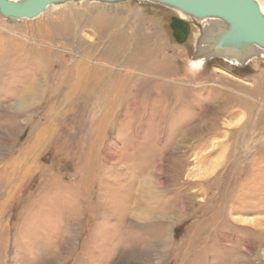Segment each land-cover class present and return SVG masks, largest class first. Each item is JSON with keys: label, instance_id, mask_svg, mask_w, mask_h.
Masks as SVG:
<instances>
[{"label": "rangeland", "instance_id": "obj_1", "mask_svg": "<svg viewBox=\"0 0 264 264\" xmlns=\"http://www.w3.org/2000/svg\"><path fill=\"white\" fill-rule=\"evenodd\" d=\"M111 9L77 3L32 21L0 17V47L8 54L0 78V170L19 174L0 181V264H264V55L196 69L205 23L189 21L188 40L179 44L170 27L176 11L139 0ZM99 12L122 13L120 23L108 32L87 26ZM64 18L86 51L107 46L115 30L132 46L136 31L148 40L157 57L148 69L158 62L167 67L157 92L163 84L191 94L171 111L162 135L156 137L157 118L147 124L150 131L122 122L109 131L105 148L88 155L98 135L97 96L59 88V73L77 70L73 47L65 53L52 28ZM46 32L61 57L54 55L38 75L36 46ZM130 54L133 60L125 52L112 70L125 72L146 53ZM33 83L41 87L36 98ZM160 106L155 100L151 115ZM40 126L48 133L29 159L35 168L19 171L13 161Z\"/></svg>", "mask_w": 264, "mask_h": 264}, {"label": "bare ground", "instance_id": "obj_2", "mask_svg": "<svg viewBox=\"0 0 264 264\" xmlns=\"http://www.w3.org/2000/svg\"><path fill=\"white\" fill-rule=\"evenodd\" d=\"M15 2H19L21 0H12ZM130 1V0H127ZM101 3L97 1H67L64 4H57L48 7L42 14L33 19H7L2 17L8 21H28L34 20L39 17H42L49 9L53 7L64 6L65 5H73L75 6L77 3L87 4H99L105 8H114L120 7V5L126 3ZM143 1L144 0H139ZM264 13V2L261 0H256ZM157 4V3H152ZM159 5V4H157ZM162 6V5H160ZM164 7V6H163ZM111 9V10H114ZM118 9V8H117ZM176 11L175 9H171ZM178 16L175 18H181L183 21L189 24V21L194 20L198 22H203L206 24V30L211 31V34L217 33L221 30V24L217 20L212 19H193L192 17L186 16L178 11H176ZM122 13H103L99 12L97 14L92 15L87 21L86 25L91 27L98 26L102 32H108L120 23V17ZM71 23V22H70ZM68 20L65 18L59 25H52L53 30L55 31V35L57 36V41L62 43L61 48H64V52L73 53L74 59H76L77 70H75V74L68 73L58 75V84L59 88H75L82 89L85 88L86 95L88 96L92 93H96L97 98L93 99V113L97 115V126H98V135L94 137V140L91 144H89L88 155L96 153V150L103 145L105 148L108 145L109 139L111 138L109 135L110 130L116 129L118 126H121L122 122L132 121L136 123V131H142L145 127L146 131H150V126L147 124L153 120L154 118L158 119L155 128L159 129V137L166 130L165 126L169 122V115L171 111L175 110L176 107L181 106L183 102L190 100V96L186 94L185 91L175 89L171 92L168 87L164 88L163 84L160 86L163 88L161 93L157 92L156 86L159 82L164 81L166 77V66L162 62H158L156 66H152L151 71L148 69V60L154 61L155 53L149 51L146 46L148 44V40L142 35L140 31H136L138 35V43L136 46H132L129 43L128 35L123 33L121 30H115L110 35V40L107 46H89L88 51L85 49V41L83 39H76V31L78 29L73 28V24H70ZM190 32H191V24ZM54 35V33H53ZM190 35V34H189ZM201 36V33H200ZM199 36V38H200ZM189 37V36H188ZM53 36L51 32H46L41 35L39 44L36 46V54L39 57L38 64V75L40 74L41 67L49 66L53 62L54 55L57 54V57H61V53L57 51L55 53V45L53 44ZM198 38V40H199ZM188 40V38H187ZM198 43V41H197ZM73 47V51L71 49H67L65 46ZM211 42H205L201 46V50L197 52L198 56L202 53H207L210 51ZM0 50V78L5 70V65H7V57L5 46L1 45ZM136 49V54L138 55V51H142L144 49L145 56L142 59H138V62L135 64V67H129L125 72L121 70H112V68L116 67L118 63H120L121 58H124L123 55L125 52V58L127 61L133 60V55L130 52ZM5 50V51H4ZM5 52V53H4ZM128 52V53H127ZM3 53V54H1ZM151 54V55H150ZM89 55V57H88ZM123 55V56H122ZM260 55H264V50L256 48L255 50H249V52L244 53L243 55H238L233 52H227L225 56V61L231 62L236 66L244 65L250 58L259 57ZM193 66L196 69H201L207 61L200 56L197 57L193 62ZM129 64V63H128ZM64 66V65H63ZM36 69V70H37ZM141 69V73L139 71ZM138 70V71H137ZM142 82H147L150 85L154 84L153 87H147V90L141 87ZM43 84V83H42ZM34 85V83H33ZM41 88V87H40ZM38 85L33 86V95L36 98L39 95V91L41 90ZM139 89H143L139 91ZM25 97V96H24ZM29 97V96H28ZM91 98V97H90ZM31 99H24V102L29 103ZM155 100H158L162 103V106L159 107L157 114L151 115L152 104ZM185 100V101H184ZM87 101L90 105L91 100L87 98ZM86 101V102H87ZM248 105V104H247ZM248 107V106H247ZM41 127V126H40ZM37 128V127H36ZM42 128V127H41ZM144 129V130H145ZM154 129V127H153ZM48 133V129L42 128L41 132L34 137V143L25 149V154L23 157L19 156L15 158L13 163L21 165L22 168L19 169L25 172H30L35 167L30 164L29 159L32 157L31 155L35 152V149L40 146L41 141L44 140V136ZM165 137V135H164ZM163 137V138H164ZM37 150V149H36ZM21 157V158H20ZM5 159V154L2 153V157ZM18 169V167H17ZM12 175V176H11ZM9 176L4 167L0 170V181L4 179V181L10 182L13 178H16V171L13 172ZM160 238L162 239L167 233L165 229H161L158 231ZM163 241V240H162ZM169 242V241H168ZM164 245V244H163ZM73 248V241L72 246Z\"/></svg>", "mask_w": 264, "mask_h": 264}, {"label": "water", "instance_id": "obj_3", "mask_svg": "<svg viewBox=\"0 0 264 264\" xmlns=\"http://www.w3.org/2000/svg\"><path fill=\"white\" fill-rule=\"evenodd\" d=\"M71 0H0V14L7 19H33L52 5ZM81 1V0H73ZM101 3H122L127 0H87ZM145 4L157 3L193 19H212L221 24L214 35L204 28L195 49L197 57L205 61H225L227 52L243 55L256 48L264 50V13L256 0H144ZM173 36L179 44L187 41L190 25L181 18H171ZM211 42L210 51L198 56L205 42Z\"/></svg>", "mask_w": 264, "mask_h": 264}]
</instances>
